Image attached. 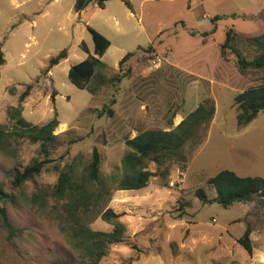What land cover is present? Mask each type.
Returning a JSON list of instances; mask_svg holds the SVG:
<instances>
[{
    "label": "rangeland",
    "instance_id": "rangeland-1",
    "mask_svg": "<svg viewBox=\"0 0 264 264\" xmlns=\"http://www.w3.org/2000/svg\"><path fill=\"white\" fill-rule=\"evenodd\" d=\"M129 1L132 8L123 0H107L105 8L92 2L77 12L76 0H0L5 57L0 68V123L9 132L0 148V188L16 195L15 201L0 204L17 228L16 235H10L0 219V264H96L85 244L75 239L72 221L62 216L59 204L48 197L43 207L27 202L22 193L31 195L43 187L50 191L59 175L55 166L71 165L80 178L94 147L101 153L104 186L111 189L101 203L118 213L126 226L124 239L109 245L100 264H264V197L224 207L204 203L195 194L203 187L214 196L216 190L207 180L223 169L264 176V112L240 127L234 105L238 92L260 83L262 71L240 72L236 55L230 49L222 55L220 50L227 29L234 27L235 46L244 57L252 60L264 52V43L257 41L264 35V0ZM215 15L224 16L216 32L205 39L191 34L210 31ZM88 27L111 40L101 58L107 68L99 71L109 77L119 72L128 52L149 45L152 50H138L122 65L127 69L131 63L132 78L108 82L92 94L68 77L74 64L95 54ZM65 48L68 56L47 71L50 59ZM153 60L160 66L152 67ZM28 83L33 88L22 103L23 117L41 125L56 116L61 123L55 131L57 146L49 153L52 161L35 180L14 188L15 173L46 155L40 142L10 133L16 124L12 108L19 105ZM206 97L216 102L215 121L199 144H185L186 168L174 163L167 177L152 175L144 188L116 189L126 173V138L145 129L175 127L177 115L185 117ZM104 107L114 109L113 116L99 115ZM147 168L156 171L157 164L149 161ZM179 169L186 180L174 187L170 181ZM248 224L253 255L235 241ZM87 226L113 229L101 215Z\"/></svg>",
    "mask_w": 264,
    "mask_h": 264
},
{
    "label": "trees",
    "instance_id": "trees-1",
    "mask_svg": "<svg viewBox=\"0 0 264 264\" xmlns=\"http://www.w3.org/2000/svg\"><path fill=\"white\" fill-rule=\"evenodd\" d=\"M106 1L76 0L75 9L80 12L92 2H96L99 7L104 8ZM123 1L129 8H132L129 0ZM235 16V14H232V17ZM223 17L222 15H215L211 18L213 27L210 31H192L191 34H199L205 39L208 35L216 32L217 22ZM88 28L93 37L95 54H89L84 60L74 64L69 69L68 77L77 87L88 89L92 94H95L108 82L120 83L125 77L132 78L134 68H132L131 63L127 69H123L122 65L129 62L137 54L138 50H152V45H149L146 49L142 47L137 51L128 52L119 62V72L109 77L106 73L103 74L99 71L107 68L101 58L111 46V40L97 29ZM235 34L236 30L234 27L227 29L225 40L220 44L221 54L224 55L226 49H230L237 57L240 72H244L248 68H256L262 71L259 84L245 88L234 97V105L238 110V125L242 127L257 118L261 111L264 112V52L252 60L247 59L235 46ZM82 46L84 50L89 51L84 42H82ZM67 56L68 51L65 48L50 59L47 71H50L52 66L60 63ZM4 63L5 57L0 47V68ZM32 88L33 84L28 83L24 91L19 95V105L12 108L11 117L16 120V124L10 133L18 138L40 142L41 152L46 155L43 159L35 158L31 160L23 167L22 171L15 173L12 181L14 188L23 186L29 180H35L46 168V165L52 161L49 153L57 146L56 138L58 134L55 131L61 122L56 116L46 123L38 125L28 122L22 115V103L31 94ZM55 95L53 94L54 99ZM215 112V100L212 97H206L175 127L170 129H145L132 138H126V144L130 148L123 158L126 173L116 189L144 188L148 185L152 175L167 177L174 163L186 168L188 157L184 150L185 144L187 142L199 144L201 141L199 139L201 137L203 139L207 135ZM104 113H109V115L113 116L114 109L104 107L99 115ZM8 133L5 130V126L0 123V148L4 147L6 143L4 139H7L4 136L8 135ZM101 159V153L97 147H94L92 161L85 168L80 178L75 177L71 165L55 166L59 170V175L50 191L43 187L31 195L22 192L27 202L40 203L41 206L45 207L48 197H50L56 204H59L63 210L62 216L67 221H72L75 239L85 244L84 250L87 256L96 264H100L102 258L108 254V247L111 243H117L124 239V232L126 231L124 222L119 219L120 215L111 207L101 203L102 198L106 194L111 193V189L109 190L104 186V180L100 173ZM149 161L157 164L156 171H151L147 168ZM207 184L215 188L216 194L210 197L205 188L200 187L195 191L196 196L204 203L217 202L224 207H229L236 203L249 202L256 199L258 192L264 189V176H241L231 169H223L208 178ZM110 196L108 200L111 199ZM2 200L15 201L16 195L0 188V201ZM184 214V210H181L180 216L182 217ZM98 215H101L104 220L113 225L111 231L91 230L88 228L87 223ZM2 218L10 235L15 236L17 228L12 224L7 209L0 204V219ZM252 233L253 230L248 224L243 235L237 238V241L251 255L254 252Z\"/></svg>",
    "mask_w": 264,
    "mask_h": 264
},
{
    "label": "built area",
    "instance_id": "built-area-1",
    "mask_svg": "<svg viewBox=\"0 0 264 264\" xmlns=\"http://www.w3.org/2000/svg\"><path fill=\"white\" fill-rule=\"evenodd\" d=\"M159 65V62H157L156 60H153V65L152 67H156ZM186 180V173L183 170H177L174 178H172V180L170 181L172 186H177V185H182Z\"/></svg>",
    "mask_w": 264,
    "mask_h": 264
},
{
    "label": "crops",
    "instance_id": "crops-1",
    "mask_svg": "<svg viewBox=\"0 0 264 264\" xmlns=\"http://www.w3.org/2000/svg\"><path fill=\"white\" fill-rule=\"evenodd\" d=\"M99 6V5H98ZM105 7H106V4H105ZM104 7V8H105ZM86 9V8H85ZM83 11V10H82ZM264 11V10H263ZM81 12V11H80ZM262 12V11H261ZM262 34L263 33H260L258 36H262ZM158 66H160V65H158ZM157 66V67H158ZM216 113V112H215ZM184 118V116L183 115H177L176 117H175V120H174V122H173V126H176V125H178L181 121H182V119ZM214 121H215V116H214V118H213V121L211 122V124H210V126L214 123ZM237 238H239V237H237ZM237 238H235V241H237ZM238 242V241H237ZM261 260L262 261H264V258H261Z\"/></svg>",
    "mask_w": 264,
    "mask_h": 264
},
{
    "label": "water",
    "instance_id": "water-1",
    "mask_svg": "<svg viewBox=\"0 0 264 264\" xmlns=\"http://www.w3.org/2000/svg\"><path fill=\"white\" fill-rule=\"evenodd\" d=\"M257 41L259 43H264V35L260 36L257 38ZM258 196H263L264 197V189H262L260 192L257 194Z\"/></svg>",
    "mask_w": 264,
    "mask_h": 264
},
{
    "label": "bare ground",
    "instance_id": "bare-ground-1",
    "mask_svg": "<svg viewBox=\"0 0 264 264\" xmlns=\"http://www.w3.org/2000/svg\"><path fill=\"white\" fill-rule=\"evenodd\" d=\"M62 125V127H64L65 126V123H63V124H61Z\"/></svg>",
    "mask_w": 264,
    "mask_h": 264
}]
</instances>
